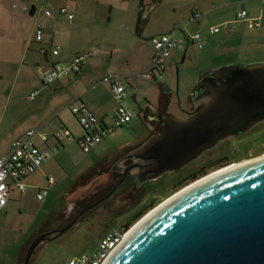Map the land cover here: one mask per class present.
I'll use <instances>...</instances> for the list:
<instances>
[{
  "label": "crops",
  "instance_id": "obj_1",
  "mask_svg": "<svg viewBox=\"0 0 264 264\" xmlns=\"http://www.w3.org/2000/svg\"><path fill=\"white\" fill-rule=\"evenodd\" d=\"M78 1L80 2V0H45L53 10H57V14L60 8H66L68 13L73 14V11L69 9L72 6L77 9L80 6ZM151 1L158 7L165 0ZM25 2L0 0V156L7 154L12 142L23 137L28 130L38 129L48 133L50 137L46 143L49 145L54 143L52 134L60 128L67 129L76 138L80 137L82 130L76 117L69 110L70 105L76 100H81L102 124L110 125L116 103L107 86L100 83L101 78L108 74L112 73L122 77L130 87L131 94L123 102L126 108L141 110L146 114H154V116L161 110L174 114L171 105L172 94L167 91L164 84L168 68L177 64L172 62L175 58L182 57L180 64L188 60L192 62L199 50L201 51L200 67L209 68L223 55L230 57L240 55L241 57L254 53V50L264 51V0H207L204 3L196 0L195 6L191 7L187 16V26L194 27L195 32L188 35L186 26L177 31V34H182L179 38H183L184 43L181 49L173 51L166 60L164 80L159 83L147 81L140 74L151 66L153 50L148 43V38L167 34V31L170 33L173 29L166 24V29L162 28L164 32H148L146 29L153 14L152 11L144 27L138 33L136 32L138 17L143 21L144 8L150 2L128 0L125 3H129L130 8L136 9L133 27L127 33H120L117 36L119 45L111 49L106 46L105 42L103 43L102 37L85 30L81 20L76 23V27L82 26L77 38L71 36V33L57 30L59 16L70 22L74 20V17L68 20L65 16L58 14L59 16L51 17L52 21L56 22L53 24L48 21L47 16V18L44 16L43 19H38L40 22L37 23L38 21L32 20L31 17L37 13L35 4H42V2L40 0H26ZM15 3H18V7L12 8ZM29 4L32 5L31 8L34 7L33 14H30ZM241 10L247 13L248 19L258 20L259 25L249 29L246 21L237 20L236 14ZM24 12H28L29 16H26ZM195 13H199L200 17L190 22V18ZM37 26H41L44 30V35L39 42L34 40ZM215 26L219 28V31L210 33L209 28ZM56 33L59 34L58 43H55ZM195 33L201 35V48L187 40ZM56 47H58L57 55L50 54L51 49ZM75 56H83L84 61L81 71L74 76L43 84L41 78L35 81L30 75V72L35 71L42 76L51 64L65 63ZM27 90L29 92L26 105L22 98H18V95ZM32 92H36V95L30 98ZM187 101L190 104L189 108L192 107L190 97ZM34 142L40 148L43 146L39 136L34 137ZM73 142L76 143V141ZM139 142L106 154L103 157L104 165H111L117 155ZM70 143H65L63 148L58 150L52 158L46 160L38 171L23 180L25 186L23 192H20L14 185H10L9 199L0 210V216L11 212L13 203L10 202L12 200L27 199L28 188L34 189L35 195L40 189L48 187L47 179L50 177H45L46 186L34 185L31 177L43 174V172L45 174V168H48L47 162H51L57 153ZM90 171L92 169L88 172ZM99 175L100 173L94 175V179ZM25 182L29 183L26 185ZM52 187L48 188V192ZM77 187L73 192H76ZM47 229H51V226L38 227L36 233L29 238L24 249L17 255L15 264H22L25 250L31 240ZM2 253L1 249L0 255Z\"/></svg>",
  "mask_w": 264,
  "mask_h": 264
},
{
  "label": "water",
  "instance_id": "obj_2",
  "mask_svg": "<svg viewBox=\"0 0 264 264\" xmlns=\"http://www.w3.org/2000/svg\"><path fill=\"white\" fill-rule=\"evenodd\" d=\"M189 97L191 117H164L160 133L126 156L132 163L119 183L126 174L141 185L182 169L263 122L264 62L212 68ZM51 233L31 240L22 264ZM101 264H264V156L224 168L176 195L127 232Z\"/></svg>",
  "mask_w": 264,
  "mask_h": 264
},
{
  "label": "rangeland",
  "instance_id": "obj_3",
  "mask_svg": "<svg viewBox=\"0 0 264 264\" xmlns=\"http://www.w3.org/2000/svg\"><path fill=\"white\" fill-rule=\"evenodd\" d=\"M22 1L25 2L26 0ZM40 1L42 4H35L37 13L31 17L32 20L34 19L37 22L38 19H43L45 11H50L53 16L58 15L57 10H53L52 6L45 2V0ZM127 1L80 0V2L78 1L80 6L77 9H74L73 6L69 9L73 11L74 20L70 22L58 15L57 30L71 33V36L77 38L82 26L76 27V23H78V20H81L84 23L83 27L85 30L87 29L89 32L102 37L103 43L105 42L109 49L116 47L119 45L117 36L120 33H127L133 27L135 20L136 9L130 8L129 3L125 4ZM201 1L204 3L207 0H198V2ZM195 2L196 0H165L160 6L156 7V4H152L151 0H146V3L149 4L144 8L141 28L144 27L146 20H148L147 18L150 17L153 11L146 29L148 32H164L162 28L166 29L167 25L169 28H173L172 30L170 29L171 31L169 30L170 32H177L186 26V33L191 35L195 31L193 30L194 27L187 26V16L189 15V10L192 9L191 7L195 6ZM25 3L27 4V2ZM31 6L29 4V8ZM24 14L29 16L28 12H24ZM48 21L53 24L56 23L52 21L51 17H48ZM58 35L55 38V43L59 41L57 39ZM181 36V33L177 34V37ZM200 52L198 50V54L196 53L192 62L188 60L180 64L182 57L175 58L172 62L177 63L176 66L168 68L164 86L172 94V110L177 117H181L182 112L189 109L190 104H188L187 100L197 79L210 69L232 63L264 62V51L254 50V53L241 57L240 55L239 57L223 55L222 58H218L209 68H203L200 67ZM30 75L35 81L41 78V75L35 71L30 72ZM28 92L29 90L22 91L18 95V98H22L26 105L28 103ZM148 97L150 98V96ZM150 125V123L134 119L129 124L116 129L89 153H84L75 142H72L58 152L51 162H47L48 168H45V174L43 172V174L31 177V181L36 186H46L45 177H51L54 180V185L49 190L44 202L38 201L34 195L35 190L28 188L26 193L27 199L23 201H19L18 199L12 200L10 202L11 204L13 203L11 212L9 214L3 213L4 215L0 216V250L2 249L3 252L0 255V264H15L17 255L24 249L29 238L36 233L38 227L48 225L51 228H57L59 224L60 226H65L73 217V209L68 213L66 210L67 205L71 204V202L78 204V201L82 203L89 196L90 198L93 197L92 193L96 190L98 191V186L102 185L106 180L107 175L94 179V175H97L95 173H100L96 170L102 167L100 170L102 171L105 167L103 157L129 144L141 141L148 133ZM255 136L256 132L247 135L245 137L246 144L243 147L237 141L232 142L230 146L232 149L225 152L223 160L226 159V161H223L222 165L231 162H235L231 164L235 165L239 164L236 163L238 161L242 163L262 156L264 153V143L261 140H253ZM201 163L199 162L197 165ZM90 169L92 171L88 172ZM104 170L106 171V169ZM87 172L88 174H86ZM182 173L175 176L165 175L157 182L145 185L144 191H141L135 198L123 203L114 210L115 217H111L112 219H108L104 223L96 220L80 222L78 226H74V228L66 231L58 238L44 241L33 253L30 264H67L70 259L91 251L98 239L107 231L120 229L124 232H129L150 212L158 208L166 200H169L176 193L194 183L188 181L181 183L187 172ZM84 174L86 175L84 176ZM28 183L25 182L26 185ZM76 187V192H73ZM138 208H142L140 215H134L137 211L133 214H130L132 212L129 213V211ZM125 225H128V228L123 229ZM105 226L108 227L103 230Z\"/></svg>",
  "mask_w": 264,
  "mask_h": 264
},
{
  "label": "built area",
  "instance_id": "obj_4",
  "mask_svg": "<svg viewBox=\"0 0 264 264\" xmlns=\"http://www.w3.org/2000/svg\"><path fill=\"white\" fill-rule=\"evenodd\" d=\"M16 7H18V3L12 5V8ZM58 14L65 16L68 20H72L74 17L72 13H68L66 8L58 9ZM44 15L53 17L50 11H45ZM199 17L200 14L195 13L190 18V22L196 21ZM236 19L246 21L249 29L256 28L259 25L258 20L248 19L244 10L237 12ZM218 31L219 28L217 26L209 28L210 33ZM43 35V28L37 26L34 40L36 42L41 41ZM187 40L193 42L198 48L202 47L199 33L193 34ZM148 43L153 50L151 66L147 71L142 72L140 76L147 81L159 83L165 78L166 60L173 51L182 48L184 40L177 37V32L172 31L167 34L151 36L148 38ZM42 52L45 53L44 50ZM57 53L58 47L50 51L52 55H57ZM83 61V56H75L65 63H53L42 74L41 82L50 84L55 80L69 78L81 71ZM100 83L107 86L116 103L111 124H102L81 100H76L70 105L69 110L76 117L82 130L80 137L76 138L67 129L60 128L52 134L54 143L49 145L46 143L50 137L48 133L41 132L38 129L26 131L23 137L12 142L7 154L0 156V210L8 202L10 185H14L20 192H23L25 190L23 180L38 171L46 160L52 158L58 150L63 148L65 143L76 141L79 148L84 153H88L116 129L129 124L134 119L150 124L154 122L155 116L153 114H146L141 110H131L123 105V102L130 96L131 91L122 77L111 73L103 76ZM35 95L36 92H32L30 98ZM35 136H39L43 144L41 148L35 144ZM47 182L48 187L40 189L35 194L38 201L45 199L48 194V188L54 184V180L51 177L47 179ZM126 233L120 229L107 231L98 239L91 251L70 259L67 264H101L108 254L121 242Z\"/></svg>",
  "mask_w": 264,
  "mask_h": 264
},
{
  "label": "flooded vegetation",
  "instance_id": "obj_5",
  "mask_svg": "<svg viewBox=\"0 0 264 264\" xmlns=\"http://www.w3.org/2000/svg\"><path fill=\"white\" fill-rule=\"evenodd\" d=\"M191 110H192V107H190L187 111H184V114H182L181 117H177L175 116V114H170L165 110H161L158 114H156L154 122L151 123L150 128H148V133L139 143L135 144L131 148H128L124 150L123 152H121L119 155H117V157H115L114 162L109 166L108 165L105 166L102 171H100L102 168L101 169L99 168V170H97L98 172H100L99 177L103 175H107V178L104 181V183H102V185L100 184L98 186L99 190L98 191L96 190L95 192L92 193L93 197L90 198L89 196V198H87V200L83 201L82 203H79L78 201V204L76 202H71V204L69 203L67 205L66 210L68 213H70L73 209V217L72 219H70V221L65 226H67L73 220H75L78 217V215L86 208L88 209L79 216L74 226H78L80 222H85L88 220L89 221L96 220V221H99L100 223H104L108 219H112L111 217L115 215L114 210L120 207L123 203L130 201L132 198H135V196L139 194L141 191H144L145 185L149 183L157 182L158 180L163 178V176L165 175L175 176V175H180L182 172L183 173L187 172V174L185 175V178L181 181V183L184 181H188L192 183L196 180L201 179L202 177L206 175H209L210 173L216 170H219L223 167L234 164L235 162H231V163L222 165L224 163L223 161H226V159L223 160V158L225 157L224 156L225 152L229 151V149H232L230 148L232 142L237 141L241 145V147H243L246 144L245 137L251 134L252 132H256L255 139L253 140H256V141L261 140L264 143V121H263V122L258 123L255 127L250 129L248 132L242 135H238L236 137H232L231 139H228L220 143L218 146L208 150L207 152L203 153L198 159L194 160L193 162L186 165L182 169H179L177 171H173L170 173H165L161 177L154 179L152 181H147L145 183H142L141 185H138L136 182L132 180L129 174H126L124 180L121 183H119L123 177V169L132 163L130 159L126 158L129 152L137 148L138 146H140L149 137L159 134L161 131V124L163 122L164 117L169 116L177 120H186L191 117V114H189ZM199 162H202V163L200 165H197ZM236 163H240V161ZM194 167H197V168H194ZM104 169H106V171ZM118 183L119 185L116 187L112 195L108 196L106 199L96 204L98 201L104 198L108 193H110L112 188ZM135 211L137 212L134 215L140 213L142 211V208L129 211V213L132 212L130 214H133ZM65 226H62V225L60 226L59 224L57 228L53 227L51 229L43 230V232L41 233L52 232L48 236V239L49 241L54 240L65 233V232L62 234L58 233V230L64 228ZM74 226L68 230H71L72 228H74ZM106 227L108 226H105L103 230L107 229Z\"/></svg>",
  "mask_w": 264,
  "mask_h": 264
},
{
  "label": "bare ground",
  "instance_id": "obj_6",
  "mask_svg": "<svg viewBox=\"0 0 264 264\" xmlns=\"http://www.w3.org/2000/svg\"><path fill=\"white\" fill-rule=\"evenodd\" d=\"M236 165V164H235ZM235 165H231V166H227V167H233V166H235ZM227 167H225V168H227ZM222 169H224V168H222ZM222 169H220V170H218V171H216V172H214V173H212V174H210V175H208V176H206V177H204V178H202V179H200V180H198V181H196V182H194L193 184H191L190 186H188V187H186V188H184L183 190H181L180 192H178V193H176L174 196H172L169 200H171L173 197H175L176 195H178V194H180V193H182V192H184L185 190H187L188 188H190V187H193V186H195V185H197L198 183H200L201 181H203L204 179H206L207 177H209V176H211V175H214V174H217L219 171H221ZM169 200H166V202H164L163 204H161L158 208H160L161 206H163L165 203H167ZM158 208H156V209H154L152 212H150L146 217H144L140 222H142L143 220H145V218H147L150 214H152L155 210H157ZM140 222H138L132 229H134ZM131 229V230H132ZM130 230V231H131ZM129 231V232H130Z\"/></svg>",
  "mask_w": 264,
  "mask_h": 264
},
{
  "label": "trees",
  "instance_id": "obj_7",
  "mask_svg": "<svg viewBox=\"0 0 264 264\" xmlns=\"http://www.w3.org/2000/svg\"><path fill=\"white\" fill-rule=\"evenodd\" d=\"M155 1L159 2L160 0H155ZM142 24H143V21L138 17L137 25H136V32H137V33H138V31L141 29ZM137 215H140V213L137 214ZM126 228H128V225H125L123 229H126ZM29 264H30V263H29Z\"/></svg>",
  "mask_w": 264,
  "mask_h": 264
}]
</instances>
